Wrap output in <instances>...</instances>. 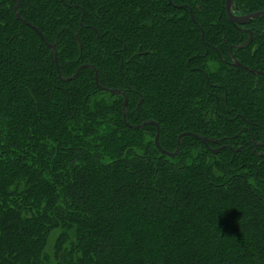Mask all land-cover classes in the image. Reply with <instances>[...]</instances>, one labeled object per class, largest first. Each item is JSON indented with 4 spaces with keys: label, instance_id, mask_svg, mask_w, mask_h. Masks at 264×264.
I'll return each instance as SVG.
<instances>
[{
    "label": "trees",
    "instance_id": "trees-1",
    "mask_svg": "<svg viewBox=\"0 0 264 264\" xmlns=\"http://www.w3.org/2000/svg\"><path fill=\"white\" fill-rule=\"evenodd\" d=\"M67 1L74 12L23 0L24 20L0 2V264H264V157L248 143L264 134L237 116L264 126V76L215 50L196 56L201 28L224 58L247 40L225 0H196V23L166 0ZM251 26L234 57L264 71V18ZM56 40L62 77L46 43ZM86 63L103 87L137 91L128 123L124 96L99 89L93 67L63 79ZM201 64L206 74L190 69ZM148 120L170 152L184 132L229 146L213 154L216 143L184 135L168 156L155 125L132 127Z\"/></svg>",
    "mask_w": 264,
    "mask_h": 264
},
{
    "label": "flooded vegetation",
    "instance_id": "flooded-vegetation-1",
    "mask_svg": "<svg viewBox=\"0 0 264 264\" xmlns=\"http://www.w3.org/2000/svg\"><path fill=\"white\" fill-rule=\"evenodd\" d=\"M13 1H14V11H15V14H16V12H17V13L19 14V16L21 17V15H20L18 9H19V7H23V2H22L23 0H13ZM62 1H64L63 4H65V6H66L68 12H71V11L74 12L75 6H78V4H77V3H74V2L68 3L67 0H62ZM159 1H160V0H159ZM161 2H162V1H161ZM166 2H167V5L171 6L172 8L186 9L187 12H188L189 15H190V19H191L194 23H196V19H195V16H194V13L196 12V9L198 8V5H197L196 0L193 1V3L195 4L196 8L194 7L192 1H190V0H187V1L183 0L182 2H181L180 0H166ZM162 4L164 5L163 2H162ZM158 7H159V8H162L160 4L157 5V8H158ZM225 7H226V4H225ZM232 11H233V13H234L235 15H238V16L245 15L244 13H242V12L239 10V6L237 5L236 0L234 1V6H233V8H232ZM263 11H264V10H263ZM253 12H254V11H253ZM250 13H251V12H250ZM81 15H84V16H85V13H82ZM16 16H17V14H16ZM228 16H229V14H228ZM21 18H22V17H21ZM21 18H19V19H21ZM258 18H264V15H263V16H257V17H254L253 20H252L251 22H248V23H246V24H238V26H240V28H238V27H237V28H238L239 30L242 29L241 31L247 34V40H246L244 43H246V42L250 39V36H252L251 42H250L248 45H246V46H249V45L253 42V40L255 39L256 32H255L254 28H253L251 25L253 24L254 20H256V19H258ZM229 19H230V17H229ZM21 20H24V19H21ZM82 20H83V19H82V16H81V18H80V24H81V25L83 24V23H82ZM230 21H231V19H230ZM231 22H232V21H231ZM232 24H233V23H232ZM233 25H234V24H233ZM34 26H36V27L38 28L37 25H34ZM33 29H34V28H33ZM38 29H39V28H38ZM244 29H245L246 31H243ZM77 30H78V29H77ZM247 30H251L252 33H249ZM77 32L79 33V30H78ZM37 33H38V32H37ZM43 35H44V34H43ZM44 36H45V35H44ZM98 37H100L99 34H98ZM201 38H202V44L204 45V50L201 51V52H199V54H196L197 57H199V58H201V59H202V58L205 59L206 56H207V54H208L210 51L215 50L216 53L218 54L219 58H220L225 64L229 65V63H230V64H232L233 66H235V67H237V68L246 69V68H244L243 66L238 67V66L236 65V62L234 61V58H235V57H234V53H233V50H235V49H242V48L246 47V46H244V47H242V48H238L239 45L244 44V43H241V44H239V45H235L236 47H234V45H229V47L226 49V51H227V58H224L223 53L219 50V44L216 43V42H214V41L211 40V39H209V40L205 39V31H204L203 28H201ZM46 43H47V45H48V43H50V42H47V41H46ZM222 43L226 44V41H222ZM48 46H49V45H48ZM121 52H123V50H121V49H115V51H113V54H116V53L120 54ZM146 53H147V51L144 52V54H146ZM128 55H129V52H128ZM229 55L231 56V60H229ZM121 57H122V64H123V63H124V59H123V56H121ZM235 59H236V58H235ZM236 60H237V59H236ZM237 62H240L242 65L246 66V65L243 64L240 60H237ZM201 63H202V62H201ZM203 63H204V62H203ZM86 64H87V63H86ZM89 64H90V63H89ZM249 67H250V66H249ZM250 68H251V69H247V70L250 71L251 73H253V74L256 76V80H257V81L261 80L260 78H261L262 76H264V71L261 70V69H256V68H252V67H250ZM190 69H191L192 71L199 70V71H201L203 74H206V73L203 71V64H201V65H199V66L195 65L194 67H191ZM129 73H130V76H131V75H135V72L132 71V70H131ZM148 74L150 75V73H148ZM128 76H129V75H128ZM130 76H129V77H130ZM206 83L209 84V78H207ZM258 83H259V82H255V85H258ZM128 90H131V91L137 92V91H135L134 89L128 87L127 92L125 91L126 96H127V94H128ZM209 92H210V91L208 90V93H209ZM120 95H123V94H120ZM123 96H124V95H123ZM124 98H125V96H124ZM141 98H142V97H141ZM141 98H140V99H141ZM127 100H128V99H127ZM142 100H143V98H142ZM225 101H226L227 106L229 107L227 90H226V93H225ZM127 107H128V104H127ZM231 108H232V107H231ZM231 110H232V109H231ZM236 110H237V109H236ZM237 116L243 118V119L246 121V123L250 125L249 129H251V127H253V126H257L258 129H259V131H258V133H257V136H259L260 133H263V134H264V126H262L260 123H258V122H256V121H250L249 119H246L242 114H239V113L237 114ZM251 133H253V132H251ZM226 138H227V136H226ZM229 138H231V137L228 136V139H229ZM218 140H221V142H220V143H216V141H218ZM216 141L211 142V143H216V144L218 145L215 149L220 148V150H222L223 148L229 146L227 143H224V140H223V139H216ZM211 143H209V145H207V146H210ZM248 143H249L251 146H253V149H254L253 151L255 152L256 156H258V157H264V136H263V139H262V140H256L255 137L252 136V137L250 138V141H248ZM205 145H206V144H205ZM215 149H212V150H215ZM237 149H238V150H242V146L238 147ZM238 150H237V151H238ZM218 152H219V151H218ZM233 153H234V151H233ZM213 154H214V152H213ZM256 173H257V176H258V170L256 171Z\"/></svg>",
    "mask_w": 264,
    "mask_h": 264
},
{
    "label": "water",
    "instance_id": "water-1",
    "mask_svg": "<svg viewBox=\"0 0 264 264\" xmlns=\"http://www.w3.org/2000/svg\"><path fill=\"white\" fill-rule=\"evenodd\" d=\"M233 3H234V0H226V10H227V13L229 14V17H230L232 23H233L235 26H237V27H238V24H246V23H248V22H251V21L253 20L254 17H257V16H263V15H264V11H254V12H251V13H249V14L242 15V16L235 15V14L233 13V11H232ZM16 14H17V17H18V18H21L17 12H16ZM21 19H23V18H21ZM26 23H27L28 25H30L32 28H34V29L40 34V36H41L42 38H44L43 33H42V32H41L36 26H34V25H32V24H30V23H28V22H26ZM241 30H242V29H241ZM243 31H246V30L244 29ZM247 31H248L249 33H252L251 30H247ZM251 39H252V36H250V39H249L246 43L239 45L238 48H242V47L248 45V44L251 42ZM57 42H58V41H55L54 43H48V45H49V47L52 48V50H53V52H54V61H55L56 65H57L58 72H59L60 76L62 77V74H61L60 69H59V63H58V53H57V48H56V46H57ZM236 65H237L238 67L243 66V67L246 68V69H251L249 66H247V65L244 66V65H242L240 62H236ZM88 67H93V68L95 69V81H96V84H97V86L99 87V89L109 90V91H111V92H114L116 95L123 94V95L125 96V98H124V102H123V109H124L123 117H124V120L127 122L126 117H127V104H128V100H127V96H126L125 91H121V90H118V89H112V88L103 87V86L100 84V81H99V73H98V70L96 69V67H95L94 65L89 64V63H87V64H82V65H80V66L76 69V71H75V73H74L73 76H71V77H69V78H63V79H64V80L73 79V78H75V77L78 75V73H79V71H80L81 69L88 68ZM141 101H142V98H141L140 102H141ZM127 123H128V122H127ZM147 124H151V125H155V126H156V128H157V133H156V137H155V144H156V146L159 148V150H160L162 153H164V154H166V155H168V156H176V155L179 153V151H180V149H181V139H182V137H183L184 135H193V136H195V137L201 139L206 145H208L209 143H211V142L214 141L212 138L205 137V136H203V135H201V134H196V133H192V132H184V133H181V134L178 136V139H177V143H178V145H177V148L175 149V151L170 152V151L165 150V149L161 146V144H160V133H161V130H160V126H159V123H158V122H156V121H154V120H148V121H144V122H142L141 124L133 125L132 127L136 128V129H141V128H143L144 126H146ZM220 142H221V140L216 141V143H220ZM237 150H238V149H233L234 153H236ZM218 151H220V148L215 149V150H214V153H217Z\"/></svg>",
    "mask_w": 264,
    "mask_h": 264
},
{
    "label": "rangeland",
    "instance_id": "rangeland-1",
    "mask_svg": "<svg viewBox=\"0 0 264 264\" xmlns=\"http://www.w3.org/2000/svg\"><path fill=\"white\" fill-rule=\"evenodd\" d=\"M185 1H187V0H185ZM212 1H213L212 3H215V0H212ZM0 2L2 3L3 0H0ZM1 3H0V4H1ZM62 3H64V1H62ZM225 4H226V0H225ZM225 4H224V5H225ZM225 8H226V7H225ZM45 10H47V9H45ZM48 10H49V9H48ZM28 23L34 25L33 23H31V22H29V21H28ZM29 26H30V25H29ZM236 27H237V26H236ZM17 28H18V27H15V29H17ZM238 28H240V26H238ZM57 53H58V51H57ZM81 65H82V64H81ZM79 66H80V65H79ZM79 66H78V67H79ZM78 67H77V68H78ZM147 77H149V76L147 75ZM101 85H102V84H101ZM191 136H193V135H191ZM202 155H204V154H202Z\"/></svg>",
    "mask_w": 264,
    "mask_h": 264
}]
</instances>
